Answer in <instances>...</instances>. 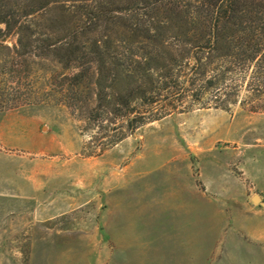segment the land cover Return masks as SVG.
Listing matches in <instances>:
<instances>
[{"label":"rangeland","instance_id":"rangeland-1","mask_svg":"<svg viewBox=\"0 0 264 264\" xmlns=\"http://www.w3.org/2000/svg\"><path fill=\"white\" fill-rule=\"evenodd\" d=\"M16 62L9 82L33 91L0 112V264H264V100L206 96L89 157L93 85L75 105L77 68Z\"/></svg>","mask_w":264,"mask_h":264},{"label":"trees","instance_id":"trees-1","mask_svg":"<svg viewBox=\"0 0 264 264\" xmlns=\"http://www.w3.org/2000/svg\"><path fill=\"white\" fill-rule=\"evenodd\" d=\"M17 56L77 68L63 101L76 105L93 85L94 105L80 108L103 130L87 155L97 156L206 96L215 108L244 89L264 100V0H0V112L33 91L7 78L21 72Z\"/></svg>","mask_w":264,"mask_h":264},{"label":"crops","instance_id":"crops-1","mask_svg":"<svg viewBox=\"0 0 264 264\" xmlns=\"http://www.w3.org/2000/svg\"><path fill=\"white\" fill-rule=\"evenodd\" d=\"M14 183H15V181H14ZM17 183V182H16ZM231 220H233V218L231 219ZM233 225V222H231V226ZM183 230V229H182ZM184 237H185V235H184V233H181L180 235H179V237L176 239V241H179V240H183L182 242H184V241H186L185 239H184ZM175 242V241H174ZM156 257L157 258H160V256H156L155 254H151V262L152 261H157V259H156ZM164 258V257H163ZM164 260V259H163ZM137 261V260H136ZM141 261V260H140ZM192 261H193V264H199V262H201L200 261V258L198 257L197 259H195V258H193L192 259ZM191 261V262H192ZM137 264V263H136Z\"/></svg>","mask_w":264,"mask_h":264},{"label":"water","instance_id":"water-1","mask_svg":"<svg viewBox=\"0 0 264 264\" xmlns=\"http://www.w3.org/2000/svg\"><path fill=\"white\" fill-rule=\"evenodd\" d=\"M252 201L256 202V203H262L264 205V203L262 202V198L260 195L256 194L252 197Z\"/></svg>","mask_w":264,"mask_h":264}]
</instances>
